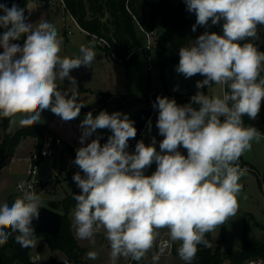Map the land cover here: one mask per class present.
Returning a JSON list of instances; mask_svg holds the SVG:
<instances>
[{
    "label": "clouds",
    "instance_id": "obj_1",
    "mask_svg": "<svg viewBox=\"0 0 264 264\" xmlns=\"http://www.w3.org/2000/svg\"><path fill=\"white\" fill-rule=\"evenodd\" d=\"M184 3L196 15L192 31L209 21L212 25L223 21L222 35L205 31L179 49L176 71L185 78L200 74L204 79L196 82L198 91L189 104L179 106L174 99L157 97L156 127L164 137L160 151L154 147L155 137L147 146L138 141L134 153L126 151L129 139L137 135L127 114L101 111L93 117L89 112L80 124L82 145L97 129H110L112 135L103 145L97 137L76 151L74 163L83 176L77 172L72 178L81 189V194L73 195L75 233L94 246L95 234L103 227L113 260L140 261L153 247L158 230L166 228L171 241L179 242V257L192 264L198 245L211 246L206 234L236 215L243 188L239 181L247 173L238 162L252 141L261 139V133L245 126L242 118L255 120L261 111L264 52L241 41L258 38L257 27L264 26V0ZM0 12V28L5 29L0 35V117L19 114L20 126L39 123L45 109L64 121L77 118L84 104L77 102V81L70 71L91 67L96 59L93 47L81 45L79 56L62 57L63 41L54 24L44 20L33 27L15 3L10 8L0 3ZM21 37L22 47L12 43ZM65 78L70 86L61 91L57 81ZM212 84L226 85L228 91L211 97L199 91ZM16 123L10 119V124ZM148 126L150 130L151 121ZM153 162L156 170L146 176L144 170ZM18 187L22 194L11 205L0 204V246L15 231L16 242L28 248L34 243L32 221L39 218L41 200L32 185L22 181ZM97 256L96 251L87 253L91 260ZM158 259L153 256L154 264Z\"/></svg>",
    "mask_w": 264,
    "mask_h": 264
},
{
    "label": "rangeland",
    "instance_id": "obj_2",
    "mask_svg": "<svg viewBox=\"0 0 264 264\" xmlns=\"http://www.w3.org/2000/svg\"><path fill=\"white\" fill-rule=\"evenodd\" d=\"M41 1L42 0H31L29 2L31 3V11L32 14L35 15V20L28 21V23L32 22L33 24L34 22L33 27H36L41 21L47 19L46 21L54 24L59 31V36L62 37L63 42L61 47L66 42L64 31H66L71 42L82 43L85 46L93 47V50L96 53V59L92 62L91 67H88V71L93 78L89 90L90 96L93 95L98 98L103 93L109 92L116 96L127 95L131 98H139L146 93L162 94L166 91H176L195 95L198 91L196 88V82L202 81L204 78L196 75L190 78H185L183 74L176 71L178 64L169 63L163 68L157 50L154 47V43L150 52L143 49L139 50L136 54V61L133 64L128 66L124 63H117L112 60L101 47L95 45L94 40L90 43L86 35L73 23L69 13L63 8L61 0H51V2L44 7L40 6ZM21 2L22 0H7V6L10 8L15 3L20 7ZM0 3L5 4L6 0H0ZM2 14L3 13L0 12V15ZM64 19L66 22H64ZM106 19L107 17L103 20L106 21ZM222 24L223 21L220 22L219 26L221 31ZM161 26V22H159V25L156 28L157 34L161 32ZM4 31L5 29L0 28V35H2ZM138 31L140 42L143 47H145L147 44L146 37L140 29H138ZM205 31H213L211 21H209L208 26H203L201 35ZM257 36L258 38L253 41V44L259 51L264 52V26L259 28ZM192 42H195V40ZM163 56L169 58L170 50L168 49ZM204 89L205 87L199 89V91L204 92ZM224 92V85L212 84L208 88V96L210 97L222 96ZM108 99H110V96L107 95L101 98V101L104 103ZM148 99L149 105L153 110L151 99H153L155 103L156 99H154V95L149 94ZM138 101L141 102L140 98ZM126 103L128 104L130 102ZM148 108L149 106L124 107V110L118 112L127 114L129 119L134 121L135 127L141 120L142 111L147 110ZM114 110L115 108L112 107V109L108 108L106 112L112 114L114 113ZM158 115L159 110L157 108L148 120L143 118V123L145 124V122H147L148 124L140 134V138H142V141L147 146L152 144V138L155 137L156 143L154 147L157 151H160L159 144L164 137L159 134V130L156 127ZM52 116L53 113L50 109L43 110L41 112V120L37 124L46 123L47 119ZM20 118L21 116L19 114L11 118L15 119L17 123L10 124V130L7 132H4L0 126L1 140L4 135L11 137L17 129L23 127L18 123ZM149 121H151L150 130L148 126ZM1 122L2 117H0V125ZM133 140L134 138H130L128 144ZM47 141L50 142L49 140ZM31 149L32 145L29 141L22 143L17 149L14 159L6 168H3L0 171V204L5 202L11 204L22 194L17 191L18 189L16 185L27 179V170L29 169L27 154ZM178 150L183 155L187 156L186 149L180 147ZM134 152L135 151H131L129 153L131 154ZM241 159H239L238 163L241 168H247V173L239 181L243 185V188L237 198L238 211L235 216L229 217L223 225L217 227L211 232L213 247H219L221 251H237L242 247V244L246 239L264 242V134L261 133V139L259 141H252L251 149L244 152ZM156 167L157 165L153 162L150 167L144 170V174L150 176L156 170ZM52 176H54L53 160L51 158H45L39 164V172L33 180L37 182L35 192L40 193L44 190L43 194H47L46 197L50 200L52 199L49 197L48 192L51 191L56 180L62 181L71 177L67 174H62L54 180L39 183L41 180H45ZM73 183L75 182L72 179L71 184L68 183L62 185L55 196L60 198L64 193L70 192ZM73 230V234L76 236L75 228ZM75 238H77V236ZM165 239L171 242L172 248L163 249V252L161 253L160 242ZM33 241V245L29 247L27 252L30 264H130L132 262L131 258L119 257L116 260L112 259L110 243L106 239V232L103 227H100L95 234L94 246L88 240L79 239L84 247L80 246L83 249V252L80 254L77 262L73 259H69L60 250L51 249L48 238L45 236H37ZM178 247L179 242L171 241L168 229H159L153 247L145 254L143 262L140 264H154V255L159 256V259L155 264H185L178 255ZM89 251H96L98 253L97 259H89L87 257ZM255 261L257 264H264V261L260 259H256ZM227 263H229V261ZM245 264H248V262Z\"/></svg>",
    "mask_w": 264,
    "mask_h": 264
},
{
    "label": "trees",
    "instance_id": "obj_3",
    "mask_svg": "<svg viewBox=\"0 0 264 264\" xmlns=\"http://www.w3.org/2000/svg\"><path fill=\"white\" fill-rule=\"evenodd\" d=\"M30 1L22 0L20 5L24 9L26 17V9ZM63 2L69 13L76 19L78 25L85 32L89 41L92 36L105 39L109 43V47H101L102 50L112 60L117 63L127 64L128 66L136 61L137 52L142 49L144 50L139 39L138 24L145 31H156L154 47L157 50L163 68L169 63L179 64V49L189 46L202 33L203 26L199 25L196 26V31H192L193 25L196 24V15L194 12L187 10L184 0H63ZM105 17H107L106 21L103 20ZM159 22H161L162 30L157 34L156 28ZM219 26L220 23L217 25L211 24L212 32L222 35ZM260 27H257V32ZM253 41L247 40L241 41V43H253ZM168 49L170 50V57L165 58L163 55ZM196 76L201 75L196 74ZM261 77L264 78V71L261 72ZM209 87L205 86L204 94L208 95ZM224 91H228L226 85H224ZM158 96L168 97L170 100L174 99L177 105H179L191 103L193 95L183 92L166 91L162 94L154 95V99H157ZM140 100L142 103L149 105L148 93L144 94ZM194 107L197 106L194 105ZM152 113L153 110L150 106L147 110L142 111L141 120L135 126L137 135L128 146L132 147L137 143L144 126L143 118L148 120ZM10 119L2 117L0 126L4 132L10 130ZM242 119L245 126L254 127L264 134V101H262L261 111L255 120L249 119L247 116H244ZM28 137L36 139L35 150L40 151L47 139L52 137V132L47 124L40 123L23 126L17 129L11 137L4 135L2 140L0 138V169L13 158L15 149L19 146L20 142ZM71 154L75 155L76 153L71 151ZM79 194H81V189L78 188L68 194L61 202L62 228L58 238H53L47 234H36L33 236V239L37 236L47 237L51 249L60 250L75 262L78 261L83 249L73 234L70 212L76 204L73 195ZM18 234V232L12 231L7 243L0 246V264H30L27 257L29 247L23 255L17 258L10 259L6 256V251L13 247L15 237ZM205 238L210 242L211 246L198 245V252L192 264H245L252 259L264 261V242L246 239L242 247L237 251H221L219 247H213L211 232L207 233ZM143 258L140 261L132 260L130 264H140L143 262ZM228 261L229 263H227Z\"/></svg>",
    "mask_w": 264,
    "mask_h": 264
},
{
    "label": "crops",
    "instance_id": "obj_4",
    "mask_svg": "<svg viewBox=\"0 0 264 264\" xmlns=\"http://www.w3.org/2000/svg\"><path fill=\"white\" fill-rule=\"evenodd\" d=\"M5 4L7 5V0H6ZM30 4L31 3H28L27 9H26L27 22L31 21V20L32 21L35 20V18H34L35 15L32 14ZM64 22H66L65 19H64ZM30 23H32V22H30ZM33 25H34V22H33ZM76 27L82 33L85 34V32L83 30H81L77 25H76ZM58 33H59V31H58ZM64 34L66 36V42L61 47L60 55L62 57L63 56H67L69 58H74V57L78 56V54L80 55L79 49H80V46L83 45V44L82 43L79 44L77 42H71L69 40V38H68V35H67L66 31H64ZM24 39H25V37H21L20 40L12 41V43H17V44H19L22 47L23 43H24ZM2 52H3V49L0 48V53H2ZM70 76L74 77L75 80L77 81V90H78V93H79V96L77 98V102L83 103L84 107L81 108L79 116L77 118L73 119V120L64 121V120H62L61 117H59V116H57V115H55L53 113V116L48 118L46 123H44V124L48 125L50 131L52 132V137H49L47 140L53 141L55 139H60L61 142H62V147H64L68 153H71V151L76 153L78 148H80L82 146H86L88 143H90L93 139H96L97 137H100V144L103 145V144H105L107 142L108 137L112 135V132H111L110 129H97L96 132H94L92 134V136L88 137L85 140L84 144L82 145L80 143V137L82 135V129L80 128V124L84 120V118L87 115V113L91 112L93 114V117H95L101 111H106V110H108V108L112 109V107L115 108L114 112H116V111L118 112L120 110H124V107L150 106L148 104H145V103H142V102L138 101V99L141 98V97H139V98H131V97L127 96V95L116 96V95L111 94L109 92L103 93L98 98L94 97L93 95L90 96L89 95V90H90V85L92 84V79L93 78H92V75H90V73L88 71V67H86V66L82 65L79 68L71 70L70 71ZM57 85H58V88L61 91H66L69 88V86H70V81L67 78H65L63 81L58 80L57 81ZM174 92H176V91H174ZM148 94L149 95H156V94H150V93H148ZM70 95H71V93H69V96ZM107 95L110 96V99H108L104 103H102L101 98H103L104 96H107ZM122 100H124V101H122ZM126 102H130V103L127 104ZM186 104H179V106L186 105ZM155 109H157V108H155ZM155 109H153V112H154ZM147 124L148 123L145 122V124L143 126V129L141 130L140 134L143 132V130H144L145 126H147ZM107 130L110 131V132H108ZM26 141H29L31 143V145H32V149L27 154V159H28V157L32 154V152L36 148V139H34L32 137H28L26 139H23L20 142L19 146L22 143L26 142ZM138 141H142V138H140V136H139L137 142ZM136 144L131 147V150L129 152L135 151ZM19 146L15 149V153L13 155V158L3 168H6L8 166V164H10V162L14 159V156H15L16 151L19 148ZM2 169H0V171ZM27 174H28V170H27ZM72 178H73V176H71L69 178H66V179H64L62 181H59V180L57 181L56 180L55 184H53V186H52L51 191L48 192V195H49V197L52 200H50V199H48L46 197L47 194H43L44 190L41 191L40 193L39 192L36 193L37 195L40 196V200H41L40 205H44V206H46V207H48L50 209H53V210H55L57 212H60L62 200L68 194H70V193L74 192L75 190H77L78 187H77L76 183H73L71 185L72 186L71 187L72 188L71 191L64 193V195L62 197L57 198L55 196V194L57 193L59 188L62 187V185L68 184V183L71 184ZM39 183H45V181L41 180ZM16 187H17V185H16ZM52 204H55V205H52ZM74 209H75V207L70 212V218H71V221H72V230L74 229V224H73ZM77 241H78V243H79V245L81 247H84L83 244L79 241V239H77Z\"/></svg>",
    "mask_w": 264,
    "mask_h": 264
},
{
    "label": "built area",
    "instance_id": "obj_5",
    "mask_svg": "<svg viewBox=\"0 0 264 264\" xmlns=\"http://www.w3.org/2000/svg\"><path fill=\"white\" fill-rule=\"evenodd\" d=\"M51 0H42L40 2V6L44 7L46 6ZM63 8L66 9L67 13L69 11L66 8L65 3L63 0H61ZM72 21L81 29V27L78 25L76 19L69 13ZM139 29L144 33L147 44L144 47V50L150 52L153 48V43H154V38L156 36V31H145L141 25L138 24ZM82 30V29H81ZM92 38V39H91ZM90 38V43H92V40H94L95 45L106 48L109 47V43L103 39V38H98L97 36H92ZM155 101L151 99V104L153 107V104ZM153 109H155L153 107ZM131 150V147L128 146L126 149L127 152ZM76 154L73 155L71 153H68L64 147H62V142L60 139H55L50 142L46 141L44 146L40 151L34 150L32 154L28 157L29 161V169H28V176L27 179L24 180L26 184L32 185V189L35 191L37 182L33 180V178L38 174L39 172V164L45 159V158H51L53 160V169H54V176L49 177L43 181L48 182L50 180H54L62 174H67L68 176H73L75 173L80 172V174L83 176V172L79 169L78 165L74 163ZM48 177L47 175H45ZM21 183V182H20ZM17 184V189L19 192L21 190L19 189V184ZM160 247L163 249H170L172 248V244L169 240L165 239L160 242ZM38 264V263H37ZM248 264H257L255 259L249 260Z\"/></svg>",
    "mask_w": 264,
    "mask_h": 264
},
{
    "label": "water",
    "instance_id": "obj_6",
    "mask_svg": "<svg viewBox=\"0 0 264 264\" xmlns=\"http://www.w3.org/2000/svg\"><path fill=\"white\" fill-rule=\"evenodd\" d=\"M32 227L34 235L47 234L53 238H58L62 228V214L44 205H40L39 218L33 219ZM26 249L15 240L13 247L6 251V256L10 259L17 258L23 255Z\"/></svg>",
    "mask_w": 264,
    "mask_h": 264
}]
</instances>
